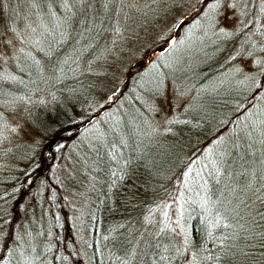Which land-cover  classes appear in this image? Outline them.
<instances>
[{"label": "trees", "instance_id": "1", "mask_svg": "<svg viewBox=\"0 0 264 264\" xmlns=\"http://www.w3.org/2000/svg\"><path fill=\"white\" fill-rule=\"evenodd\" d=\"M215 1L199 0L170 29V38L144 51L117 83L115 71L99 84L101 72L88 70L98 58L86 67L64 54L55 80L45 77L39 86L25 82L27 90L15 89L20 98L31 93L36 118L24 122L18 116L14 123L24 122L40 134L33 141L20 135L29 149L9 164L5 155L18 129L8 116L15 109L1 105L0 90L2 130L10 132L0 145V264H264V65L249 73V87L240 99L214 86L218 68L212 63L192 66L195 70L181 86H173L156 67L175 58L173 52ZM246 31L229 43L227 60L239 69L237 48L249 54L236 48L246 42ZM9 35L0 37L4 44L16 39ZM154 69L159 72L155 76ZM156 76L165 80L153 89ZM142 78L150 79L149 85L138 84ZM143 91L149 97L141 107L137 98ZM166 99L172 106L163 116L159 109ZM132 106L130 130L124 134L116 128L117 137L98 148L94 176L85 187L92 200L80 213L71 212L59 162L77 137L110 112L123 114ZM156 129L161 133L154 138ZM159 146L170 152L161 151L154 160L150 153ZM105 154L110 164L104 163ZM158 164L175 167L169 180L158 185L153 198L132 206L133 192L143 187L137 179L160 178ZM152 208L154 216L142 222L144 227L137 225ZM31 214L42 228L34 231L31 218L30 241H25L21 232ZM135 229L139 234L132 243L129 235Z\"/></svg>", "mask_w": 264, "mask_h": 264}, {"label": "rangeland", "instance_id": "2", "mask_svg": "<svg viewBox=\"0 0 264 264\" xmlns=\"http://www.w3.org/2000/svg\"><path fill=\"white\" fill-rule=\"evenodd\" d=\"M198 3L199 0H0V37L10 36L12 33L16 38H11L6 44L3 43L4 39L0 38V56L3 57L0 60V90L3 95L1 105H5L9 110L15 109L8 116L11 125L18 129L16 140H13L5 155L7 164L11 158L13 162L19 160L29 149L23 140L33 141L40 134L35 128L24 123L36 118L31 93L28 98H20L15 89L27 90L25 82L32 87L39 86L45 77L55 80L57 76L54 72L57 71L61 58L66 56L71 60L78 58V63L86 64V67L89 62L98 58L97 66L94 68L91 65L88 70L101 72L99 84L105 81L106 74L115 71L114 78L117 83V79L121 80L129 66L144 51L161 39H169L170 29L195 9ZM215 3V10L211 9L208 16L204 14L199 18L198 24L187 33L188 38L184 40L183 46L173 52L172 57L175 58L171 60H175H170L169 63L161 60L156 67L159 72H166L164 78L168 77L173 86H181L186 84L187 77L195 70L192 66L212 63L218 68L212 80L214 86L230 89L231 94L240 99L249 87L252 78L249 73L255 66L258 68L259 65H264V0H216ZM246 29V42L238 44L236 48L241 47L249 54L237 48L236 61L241 67L239 69L227 60L228 53L232 50L229 43L233 37L235 39L238 33ZM241 39L239 41H242ZM60 47L65 48L60 51ZM155 69L154 76L159 73ZM164 78L156 76L153 89L160 87ZM149 81L148 78H142L138 84L149 85ZM25 93L24 91V95ZM148 93L139 92L137 100L142 103L141 107L148 99ZM167 99L159 109V114L163 116H167L171 111V99ZM105 100L106 98L102 99V103ZM261 106H264V102ZM97 107L94 106L92 111ZM131 108L133 106L123 114H120L119 110L107 114L101 124L94 126L89 133L77 137L67 155L59 162V177L61 176L64 182L60 185L68 190L63 194L67 204L73 208L69 209L71 212L75 210L77 214L87 208L92 200L87 196L85 187L92 182L90 176H94L92 170L98 163L97 156H100L98 148L100 145L103 148L107 141H113L117 137L116 128H121L124 134L130 130L134 118ZM18 116L24 122L18 120V123H14V118ZM3 124L5 119L0 114V145L6 135L10 134L9 131L2 130ZM150 124L155 126V121ZM156 131L154 138L160 137L156 135L161 131ZM20 135L24 137L23 140ZM118 139L122 140L121 137ZM153 143L155 144V141ZM161 151L170 152L165 146H159L154 148L150 155L154 160L158 159ZM165 156L164 154V158ZM111 160L112 158L105 154L104 163ZM155 169L156 172L162 171L160 178L137 179L143 183V187L133 192L132 206L153 198L158 185L169 180L175 167L161 169L158 164ZM64 205L67 207L65 203ZM129 210L130 207H127L124 211L128 219ZM154 211L155 208H152L150 212L145 213L142 220L136 224L144 227L142 222L149 221L150 217L154 216ZM31 218L34 231L39 233V228H42L39 220L37 222L35 219L38 216L29 215L25 220L23 233L21 232L25 241H30V228L27 226ZM137 229L129 235L130 242L132 238L136 240L139 234ZM143 238L145 240L147 236L144 235Z\"/></svg>", "mask_w": 264, "mask_h": 264}, {"label": "snow or ice", "instance_id": "3", "mask_svg": "<svg viewBox=\"0 0 264 264\" xmlns=\"http://www.w3.org/2000/svg\"><path fill=\"white\" fill-rule=\"evenodd\" d=\"M216 174L219 175V172H217Z\"/></svg>", "mask_w": 264, "mask_h": 264}]
</instances>
